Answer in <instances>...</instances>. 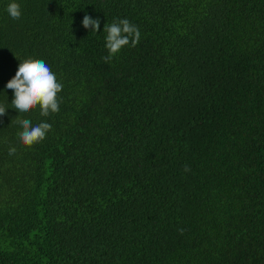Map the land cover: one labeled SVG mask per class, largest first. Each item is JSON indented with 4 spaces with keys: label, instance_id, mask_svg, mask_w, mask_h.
<instances>
[{
    "label": "trees",
    "instance_id": "1",
    "mask_svg": "<svg viewBox=\"0 0 264 264\" xmlns=\"http://www.w3.org/2000/svg\"><path fill=\"white\" fill-rule=\"evenodd\" d=\"M10 2L0 264H264V0ZM125 18L140 41L105 63ZM28 58L63 84L58 113L11 108ZM17 118L52 128L25 146Z\"/></svg>",
    "mask_w": 264,
    "mask_h": 264
},
{
    "label": "clouds",
    "instance_id": "2",
    "mask_svg": "<svg viewBox=\"0 0 264 264\" xmlns=\"http://www.w3.org/2000/svg\"><path fill=\"white\" fill-rule=\"evenodd\" d=\"M6 11L14 20L20 19L22 15L21 6L16 0H11ZM82 24L84 28H90L92 32L100 30L99 18L92 19L85 14ZM103 31L106 33L105 47L108 51V55L102 57L105 63L111 62L113 57L125 46L135 47L140 41L138 27L126 18L111 24L106 23ZM6 88L13 90L14 98L11 108L17 110L19 114H27L30 110L39 107L40 115L47 117L60 110L58 93L62 91L63 84L57 81L56 74L43 60L28 58L21 62L15 76L9 80ZM6 110V107L0 106V116L5 115ZM14 122L22 129L18 133V137L25 146L42 142L52 128V125L47 122L33 126L29 119L17 118ZM15 151L14 147L10 148L9 155H13ZM184 170L187 172L190 171V168L185 166Z\"/></svg>",
    "mask_w": 264,
    "mask_h": 264
}]
</instances>
